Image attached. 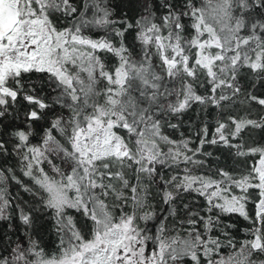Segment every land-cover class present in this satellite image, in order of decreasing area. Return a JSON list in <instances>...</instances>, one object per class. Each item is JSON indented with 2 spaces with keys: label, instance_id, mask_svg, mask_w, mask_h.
<instances>
[{
  "label": "snow or ice",
  "instance_id": "6c2138e0",
  "mask_svg": "<svg viewBox=\"0 0 264 264\" xmlns=\"http://www.w3.org/2000/svg\"><path fill=\"white\" fill-rule=\"evenodd\" d=\"M0 264H264V0H0Z\"/></svg>",
  "mask_w": 264,
  "mask_h": 264
},
{
  "label": "trees",
  "instance_id": "16d2710c",
  "mask_svg": "<svg viewBox=\"0 0 264 264\" xmlns=\"http://www.w3.org/2000/svg\"><path fill=\"white\" fill-rule=\"evenodd\" d=\"M185 119H188V118L185 117ZM186 134H190V133H187V130H186ZM12 190L15 191V188H13ZM233 219H236V218H233ZM243 223H244L243 221H239V223H238V228H241V227L243 226ZM239 235L242 236V235H243L242 232L239 233Z\"/></svg>",
  "mask_w": 264,
  "mask_h": 264
}]
</instances>
